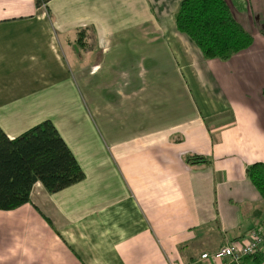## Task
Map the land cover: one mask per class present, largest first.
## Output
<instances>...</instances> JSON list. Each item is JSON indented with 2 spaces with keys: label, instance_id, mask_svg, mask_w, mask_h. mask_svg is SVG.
I'll list each match as a JSON object with an SVG mask.
<instances>
[{
  "label": "crops",
  "instance_id": "1",
  "mask_svg": "<svg viewBox=\"0 0 264 264\" xmlns=\"http://www.w3.org/2000/svg\"><path fill=\"white\" fill-rule=\"evenodd\" d=\"M181 2L0 0V129L50 121L84 173L0 211V264H229L264 225V0H224L253 39L226 62L175 30Z\"/></svg>",
  "mask_w": 264,
  "mask_h": 264
},
{
  "label": "trees",
  "instance_id": "2",
  "mask_svg": "<svg viewBox=\"0 0 264 264\" xmlns=\"http://www.w3.org/2000/svg\"><path fill=\"white\" fill-rule=\"evenodd\" d=\"M52 0H34L44 8ZM175 30L185 35L205 60L228 61L251 47L253 39L236 22L224 0H182L174 15ZM189 166L207 165V159L187 156ZM246 177L264 199V165L246 168ZM84 179L74 155L50 121H43L9 139L0 129V211L15 210L29 203L34 184L49 194L60 192ZM257 264L264 257L256 256Z\"/></svg>",
  "mask_w": 264,
  "mask_h": 264
},
{
  "label": "built area",
  "instance_id": "3",
  "mask_svg": "<svg viewBox=\"0 0 264 264\" xmlns=\"http://www.w3.org/2000/svg\"><path fill=\"white\" fill-rule=\"evenodd\" d=\"M256 256L264 257V225L261 224H255L241 239L226 243L214 255L216 258L227 259L229 264H243L245 259ZM206 257L202 256L204 259Z\"/></svg>",
  "mask_w": 264,
  "mask_h": 264
}]
</instances>
